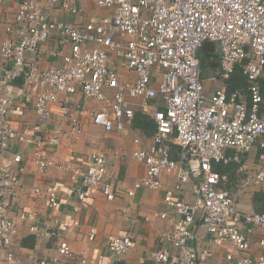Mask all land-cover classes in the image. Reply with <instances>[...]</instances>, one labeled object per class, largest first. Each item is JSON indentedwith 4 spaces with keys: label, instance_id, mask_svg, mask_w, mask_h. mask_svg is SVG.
<instances>
[{
    "label": "built area",
    "instance_id": "built-area-1",
    "mask_svg": "<svg viewBox=\"0 0 264 264\" xmlns=\"http://www.w3.org/2000/svg\"><path fill=\"white\" fill-rule=\"evenodd\" d=\"M79 1L47 0L45 7L42 0H22L8 24L10 36L0 43V64L10 65L0 70V154L13 152L15 145L29 144L39 172L62 169L53 155L42 151L44 146H59L65 136L81 134L88 123L107 133L127 134L140 110L155 119L156 132L151 147L134 151V158L147 168L128 195L141 189L157 190L163 172L175 173L177 185L166 191V211L157 216L165 219L172 211L181 218L178 228L167 237L174 251L153 252L150 264H218L211 261V250L199 252L190 245L198 219L212 244L230 243L234 249L220 264H264V253L258 258L247 254L249 242L242 230L243 223L264 228V210H238L231 194L218 188L225 176L213 169L214 162L241 164L242 154L260 137L264 147V118L260 115L264 103V0H85L108 15L83 24L52 15L60 11L77 18ZM53 39L57 48L51 55L60 62L45 67L43 47ZM207 42L219 46L223 80H230L241 66L250 104L225 88L207 95L199 58ZM21 74L24 84L12 96L14 79ZM18 100L31 102L37 117L36 124L22 132L7 120ZM87 100L99 107L88 105ZM152 100H162L164 110L156 109ZM59 103L68 116L67 125L46 132L52 107ZM174 144L181 148L179 160L172 156ZM228 148L238 153L229 156ZM22 159L16 154L13 165L0 169V249L4 250L0 264H49L46 259L24 263L11 248L17 217L28 222L30 230L39 231L35 212L22 210L15 215L14 204L24 186L15 171H23ZM87 162L73 170L74 178L82 180V188H75L80 201L86 204L101 183H105L102 194L106 198H117L106 181L107 155L93 152ZM191 178L199 179L192 187L195 202L175 198ZM255 180L264 182V173H258ZM32 190L34 196H45L50 209L61 206L54 185ZM95 237L93 229L89 238ZM133 247L131 237L112 235L107 255L83 259L82 263L105 264L108 259L122 264ZM72 255L70 245L63 241L53 263Z\"/></svg>",
    "mask_w": 264,
    "mask_h": 264
},
{
    "label": "crops",
    "instance_id": "crops-1",
    "mask_svg": "<svg viewBox=\"0 0 264 264\" xmlns=\"http://www.w3.org/2000/svg\"><path fill=\"white\" fill-rule=\"evenodd\" d=\"M22 0H0V43L10 35L6 32L8 24L14 20ZM47 6V0H42ZM80 14L71 18L64 12H53L54 18L65 22L83 24L92 19L99 20L108 15V12L99 9L91 2L79 1ZM45 6V7H46ZM57 44L53 39L43 47L45 67L59 64L51 53L56 50ZM202 69V80L208 96L215 90L225 88L229 94L238 93L239 99L250 104V95L247 90V81L241 66L230 80L222 79L220 65V51L217 43L207 42L199 51ZM10 68V65L0 64L1 68ZM264 71V70H263ZM131 77L135 75L131 73ZM264 82V74L262 78ZM12 96H16L20 85H15ZM17 108L8 116V122L18 131L25 127L32 128L37 122V117L31 102L18 100ZM89 102V103H88ZM95 108L99 104L90 100L86 102ZM156 109L164 110L162 100L150 102ZM260 115L264 118V103ZM155 119L136 111L135 118L129 132L120 134L107 133L99 127L87 124L81 134L65 136L57 147L44 146L42 151L46 155H53L55 161L63 166L62 169L50 168L39 172L34 162L33 146L29 144L15 145L13 152L0 154V169L10 167L16 154H21L23 159L15 173L23 183L15 201V215L18 211H33L36 213L35 225L39 231L30 230V224L19 217L16 221V231L12 250L24 263H33L48 260L49 264H83L82 260H92L101 255H107L108 237L129 236L134 241L132 250L124 256L122 264H150L151 254L157 250L174 251L167 237L178 228L181 218L172 211L168 218H161L158 214L166 211L164 196L166 191L174 190L178 179L175 173L163 172L160 176L161 187L157 190H137L134 196H129L128 191L134 188L146 174V165L134 158L137 148L148 149L153 145V136L156 132ZM68 116L62 103L52 107V118L48 121L46 132L56 125H67ZM31 133V132H30ZM39 135L36 134V137ZM138 139L140 142L135 143ZM263 137L258 138L254 146L242 154V163L214 162L213 169L224 179L218 185L220 190L226 191L236 201V207L242 213L262 212L264 210V182L256 183L255 176L264 173V147H261ZM96 151L104 152L108 157V173L106 181L113 187L117 198L109 200L102 194L105 183L87 198L86 204L78 198L75 188H82V180L74 178L73 170L77 167L88 165L87 158ZM229 156L238 152L234 148L225 150ZM181 148L172 146V156L180 159ZM13 165V164H12ZM199 179L191 178V182L183 192L175 194V198L185 202H195L196 196L192 192L194 184ZM54 185L60 192L62 204L58 209L49 208L44 195L34 196L33 187ZM17 210V211H16ZM70 224V225H69ZM96 230V237L90 240L91 230ZM195 238L190 245L197 251L211 250V261L222 263L226 253L233 252L230 243L217 246L211 243L210 235L201 226L198 219L195 225ZM242 230L249 242L247 252L253 258H258L264 253V228L243 223ZM66 241L71 247L73 255L62 258L53 263V258L58 256V247ZM4 250L0 249V255ZM237 255V254H235ZM105 264H114L106 260Z\"/></svg>",
    "mask_w": 264,
    "mask_h": 264
},
{
    "label": "water",
    "instance_id": "water-1",
    "mask_svg": "<svg viewBox=\"0 0 264 264\" xmlns=\"http://www.w3.org/2000/svg\"><path fill=\"white\" fill-rule=\"evenodd\" d=\"M14 83L17 84V85H23L24 84V74H21L19 76H17L15 79H14Z\"/></svg>",
    "mask_w": 264,
    "mask_h": 264
},
{
    "label": "rangeland",
    "instance_id": "rangeland-1",
    "mask_svg": "<svg viewBox=\"0 0 264 264\" xmlns=\"http://www.w3.org/2000/svg\"><path fill=\"white\" fill-rule=\"evenodd\" d=\"M89 103V102H88Z\"/></svg>",
    "mask_w": 264,
    "mask_h": 264
}]
</instances>
